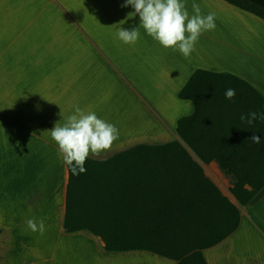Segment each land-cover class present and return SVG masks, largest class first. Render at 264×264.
I'll list each match as a JSON object with an SVG mask.
<instances>
[{
	"label": "crops",
	"instance_id": "crops-1",
	"mask_svg": "<svg viewBox=\"0 0 264 264\" xmlns=\"http://www.w3.org/2000/svg\"><path fill=\"white\" fill-rule=\"evenodd\" d=\"M193 2L202 14H216V28L203 32L185 58L142 27L135 45L120 41L119 27L139 26L138 15L128 17L134 10L124 7V0H0V264L176 263L149 251H106L88 228L64 230L69 171L50 129L63 124L76 106L94 111L120 131L109 151L89 157L95 161L136 145L179 141L239 210L237 228L202 250L206 263L264 264V187L239 204L231 177L216 160L204 162L176 130L177 120L194 111L192 101L179 98L178 92L197 69L232 73L264 97V21L224 0H185L190 15ZM229 116L228 111L202 115L193 135L204 130L206 141L196 142L195 148L223 150L215 133ZM135 119H140L137 130ZM114 172L106 180L95 171L88 181L92 203L75 205L74 210L100 213L102 184L114 188L108 199H118L117 184L141 175L133 169ZM126 194L130 200L142 196ZM30 218L43 220V235L28 228Z\"/></svg>",
	"mask_w": 264,
	"mask_h": 264
},
{
	"label": "trees",
	"instance_id": "trees-1",
	"mask_svg": "<svg viewBox=\"0 0 264 264\" xmlns=\"http://www.w3.org/2000/svg\"><path fill=\"white\" fill-rule=\"evenodd\" d=\"M224 1L264 21V0ZM227 88L236 90L232 100L225 97ZM178 97L194 105L191 115L177 120L178 135L204 162L217 161L232 179L233 195L245 205L264 187V120L248 125L236 114L264 113V97L232 73L201 69L192 73ZM213 111L230 113L215 133L224 149L201 152L195 143L206 141V132L202 130L198 136L193 133L200 117ZM253 132L261 137L260 143L249 138ZM85 167L87 171L78 176L68 168L63 227L66 232L88 228L102 239L106 251L143 250L174 260L175 264H207L202 250L223 240L239 224L238 208L221 194L177 140L163 145H136L105 161L88 158ZM131 169L141 175L134 181L122 179L117 184L122 197L108 199L114 188L109 183L102 184L100 213L74 210L75 205L92 203L87 197L92 191L88 181L95 171L108 180L115 170L124 174ZM127 191L142 196L126 199ZM131 203L137 205L133 210L128 208Z\"/></svg>",
	"mask_w": 264,
	"mask_h": 264
},
{
	"label": "clouds",
	"instance_id": "clouds-1",
	"mask_svg": "<svg viewBox=\"0 0 264 264\" xmlns=\"http://www.w3.org/2000/svg\"><path fill=\"white\" fill-rule=\"evenodd\" d=\"M129 5L134 11L129 12L128 17L138 15L139 26L118 28L117 38L124 44L135 45L142 27L147 35L164 48L178 50L185 58H189L201 34L216 28V14H202L199 4L195 2L192 4V15L188 12L185 0H124L123 6ZM235 95V89L225 90L226 99L232 100ZM240 119L252 125L257 119L264 120V113L251 111L247 115L242 114ZM50 136L58 146L62 162L73 175L78 176L87 171L85 164L90 156H100L111 149L119 139L120 131L115 124L99 118L94 111L76 106L74 113L63 124L55 123L50 129ZM249 138L253 143H260L261 137L256 132ZM26 223L32 232L43 235L46 231L43 220L37 223L35 218H30Z\"/></svg>",
	"mask_w": 264,
	"mask_h": 264
},
{
	"label": "rangeland",
	"instance_id": "rangeland-1",
	"mask_svg": "<svg viewBox=\"0 0 264 264\" xmlns=\"http://www.w3.org/2000/svg\"><path fill=\"white\" fill-rule=\"evenodd\" d=\"M133 121H135V123H134V130L136 129V127L138 126L137 124H139L140 123V119H135V120H133ZM142 122H143V120L141 121V124H142ZM132 126V125H131ZM130 127V123H128V128ZM137 130V129H136Z\"/></svg>",
	"mask_w": 264,
	"mask_h": 264
}]
</instances>
